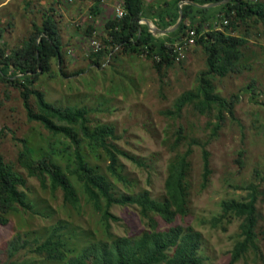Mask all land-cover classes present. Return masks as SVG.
Here are the masks:
<instances>
[{"label":"rangeland","instance_id":"1","mask_svg":"<svg viewBox=\"0 0 264 264\" xmlns=\"http://www.w3.org/2000/svg\"><path fill=\"white\" fill-rule=\"evenodd\" d=\"M26 1L31 3L30 11L25 6ZM120 2L114 0L112 11L95 15L91 12L92 0L69 4L56 0H0V30H3L0 43L5 40L10 47L17 45L31 19L42 18L43 9L50 5L57 7L55 16L61 21L65 41L71 43L63 65L67 75H43L35 86L45 91L50 102L91 107L94 125L108 123L115 127L119 148L146 160L152 159L153 163V167L142 169L120 157L126 183L119 182L108 172L109 160L105 154L95 157L86 148L92 165L98 166L107 176L116 193L136 194L149 189L154 198L161 199L165 194L169 163L177 152L191 149V220L194 228L203 235L199 253L204 264H231L232 251L243 237L240 218L225 222L227 231L203 221L221 212L223 200H242L252 185L257 186L256 247L249 248L232 264H264V26L252 24L248 29L249 42L241 73L209 78L220 96H240L235 105L236 118L226 112L224 122L215 132L217 107L204 114L188 105L179 119L165 113L174 108L176 100L185 92L197 89L199 76L207 68V55L200 45L190 49L186 60L161 71L145 56L128 54L118 47L112 51L113 58L107 57L102 65L92 61L93 41H101L103 45L106 19ZM89 25L95 29L93 36L85 34ZM244 30L239 33L243 34ZM57 68L54 60L52 69L56 73ZM79 71L80 74L74 75ZM30 101L34 103V97ZM180 125L184 127L186 139L172 151ZM50 136L51 133L39 123L29 121L20 90L0 80V155L14 162L26 177L27 184L20 189L26 192L32 205L30 210L11 212L9 223L0 224V264H64L33 253L37 239L44 240L57 227L60 237L70 248L67 258L92 242L111 241L147 228L137 207L115 205L111 211L119 220L110 221L112 236H108L100 213L94 209L80 184H77L80 200L74 207L65 202L61 190L54 194L50 189H44L36 177L28 176L17 163L19 151L29 144L39 153H48L53 139ZM204 149L210 153L212 169L205 187L202 185Z\"/></svg>","mask_w":264,"mask_h":264},{"label":"trees","instance_id":"2","mask_svg":"<svg viewBox=\"0 0 264 264\" xmlns=\"http://www.w3.org/2000/svg\"><path fill=\"white\" fill-rule=\"evenodd\" d=\"M190 1L206 5L222 0ZM92 2L91 12L100 15L102 0ZM177 2L172 4L165 1L158 7L146 4L145 0H123L126 14L117 17L113 12L107 17L105 33L102 36L103 46L92 51L91 58L100 66L104 59L114 55L112 51L118 47L125 53L145 56L158 71L166 70L176 62L173 56L174 42L186 35L190 28H195L200 33L197 45L207 55V68L199 76L197 89L185 92L176 100L174 108L165 113L173 119H179L188 105L204 114H209L217 107L219 112L214 128L216 132L224 122L226 112L231 118H236L235 105L240 96H220L209 78L242 72L245 67V48L249 42L248 29L252 24L264 26V2L231 0L215 7L184 3L180 26L163 36L155 35L147 24L140 22L143 18H149L152 11L165 20L158 23L159 28L165 29L174 25L179 19L180 7ZM26 3L29 10L26 9L30 11L31 3ZM56 10L57 7L50 5L43 9L42 18L31 19L30 26L17 45L10 47L5 40L0 43V80L20 90L29 121L39 123L53 138L49 143L48 153H39L33 146L25 144L18 153L17 163L26 170L28 176L36 177L44 189H50L54 194L61 190L65 202L74 207L80 200L77 188V184H80L94 209L100 213L108 236H112L110 221L119 220L111 211L115 205L137 207L147 228L138 234L113 238L111 241L92 242L67 258L70 248L60 237L57 227L44 240L37 239L33 253L37 257L64 264H204L199 253L203 245V235L194 228L191 220V149L184 153L177 152L169 163L165 194L161 199L154 198L149 189H143L136 194L116 193L107 176L100 172L98 166L92 165L86 148L95 157L105 154L109 160L108 172L122 183H126L127 179L122 173L120 157H125L142 169L153 167L152 159L146 160L119 148L116 143L119 136L115 127L108 123L94 125L90 117L94 111L91 107L50 102L45 91L35 86L43 75H67L63 65L71 43L65 41L61 21L54 13ZM243 28V34L239 33ZM94 30L89 25L85 34L93 36ZM2 34L1 29L0 35ZM54 60L58 65L57 73L52 69ZM80 71L74 75L85 70ZM32 97L35 99L34 103L30 101ZM185 139L184 127L180 125L171 146L172 151H176ZM62 145L64 147L60 148ZM211 174L210 153L204 149L203 187L207 186ZM26 184L27 179L17 165L0 155L1 225L9 223L8 215L11 212L31 209L26 192L20 189ZM258 199V187L252 185L247 197L242 200H223L221 212L203 221L214 228L220 226L227 231L225 222L230 223L234 218L242 219L240 230L243 238L232 251L231 264L241 258L249 248L256 247Z\"/></svg>","mask_w":264,"mask_h":264},{"label":"built area","instance_id":"3","mask_svg":"<svg viewBox=\"0 0 264 264\" xmlns=\"http://www.w3.org/2000/svg\"><path fill=\"white\" fill-rule=\"evenodd\" d=\"M59 3L69 4L74 3L78 0H58ZM126 14V10L123 7V5H117L115 8V15L117 17H122ZM142 23V21H140ZM227 23V21H226ZM221 27H217V29H220ZM200 33L197 32L195 28H190L188 33L184 35L183 37L179 38L174 42L173 45V56L175 58L176 62H182L183 60H186L188 58V52H190V49L195 47L197 44V39L199 37ZM97 38V37H95ZM93 49L94 51L99 50L102 48V42L98 40L93 41Z\"/></svg>","mask_w":264,"mask_h":264},{"label":"crops","instance_id":"4","mask_svg":"<svg viewBox=\"0 0 264 264\" xmlns=\"http://www.w3.org/2000/svg\"><path fill=\"white\" fill-rule=\"evenodd\" d=\"M2 1H5V0H2ZM112 2H110V0H102V6H101V13H106L107 12V10H111L112 11V8H114V6H113V2H114V0H111ZM121 2V4H123V0H120ZM165 1L166 0H145V3L146 4H148V5H150V4H153V5H156V6H160L161 4H163V3H165ZM178 1V2H177ZM110 2V3H109ZM169 3H172V4H174L175 2H177L178 3V5H180V3L181 2H183V3H186V0H169L168 1ZM193 2V1H192ZM195 3V2H194ZM120 4V5H121ZM191 4V3H190ZM196 4H198V3H196ZM194 5V4H193ZM199 5V4H198ZM103 6H104V11H103ZM195 6H197V5H195ZM200 7V6H199ZM115 8H116V6H115ZM103 11V12H102ZM114 12V11H113ZM115 13V12H114ZM111 14H109L108 16H110ZM144 19H147V20H149L152 24H154V25H156L157 27H158V23H162V22H164L165 20H163L162 18H161V16H159V14L157 13V12H152L151 11V13H150V16H149V18H143L141 21H142V23H145V24H147L146 22H145V20ZM148 25V24H147ZM148 28H149V25H148ZM159 28V27H158ZM149 30H150V28H149ZM151 31V30H150ZM157 35H159V36H163L164 34H157Z\"/></svg>","mask_w":264,"mask_h":264},{"label":"water","instance_id":"5","mask_svg":"<svg viewBox=\"0 0 264 264\" xmlns=\"http://www.w3.org/2000/svg\"><path fill=\"white\" fill-rule=\"evenodd\" d=\"M229 1H231V0H222V1H219V2H214V3H210V4H206V5H200V4L198 5V4H196V3H194V2H192L190 0H186V3H191V4H194V5L200 6V7H215V6L227 3ZM183 4L184 3L181 2L180 5H179L180 8H179V19H178V21L174 25H172V26H170L168 28H165V29L158 28L156 25L152 24L149 20H147V19H144V20L149 25L150 30L155 35H157V34H164V35L169 34L170 32L176 30L180 26V24H181V22L183 20V11H182V5Z\"/></svg>","mask_w":264,"mask_h":264}]
</instances>
